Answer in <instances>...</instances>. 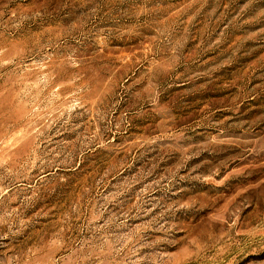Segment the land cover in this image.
Segmentation results:
<instances>
[{
	"label": "rangeland",
	"instance_id": "374dc122",
	"mask_svg": "<svg viewBox=\"0 0 264 264\" xmlns=\"http://www.w3.org/2000/svg\"><path fill=\"white\" fill-rule=\"evenodd\" d=\"M0 264H264V0H0Z\"/></svg>",
	"mask_w": 264,
	"mask_h": 264
}]
</instances>
